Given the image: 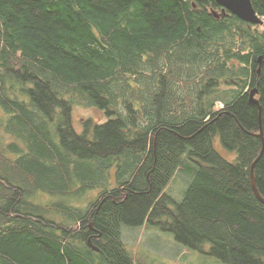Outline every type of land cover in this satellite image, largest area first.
<instances>
[{
	"label": "trees",
	"instance_id": "16d2710c",
	"mask_svg": "<svg viewBox=\"0 0 264 264\" xmlns=\"http://www.w3.org/2000/svg\"><path fill=\"white\" fill-rule=\"evenodd\" d=\"M251 3L264 17V0ZM220 8L0 0V134L13 138L0 140V264H136L122 228L144 224L208 245L219 264H264L250 178L259 127L264 141V26ZM73 105L106 121L78 133ZM177 173L190 179L179 201L166 192ZM253 176L264 199V147Z\"/></svg>",
	"mask_w": 264,
	"mask_h": 264
},
{
	"label": "rangeland",
	"instance_id": "374dc122",
	"mask_svg": "<svg viewBox=\"0 0 264 264\" xmlns=\"http://www.w3.org/2000/svg\"><path fill=\"white\" fill-rule=\"evenodd\" d=\"M263 27H260L262 29ZM147 97V94L145 95ZM222 107L221 103L216 104V109ZM71 125L74 130L80 133L86 120L95 123H103L106 118L103 113L93 107L84 105H73L71 108ZM6 118V116L4 117ZM0 140L4 143L12 142L13 138L0 134ZM215 150L225 159L231 161L234 155L222 148L219 138L215 139ZM110 171V169H108ZM82 172V171H81ZM114 172L111 171L112 180ZM189 177L177 173L166 188V192L175 200L182 198L186 189ZM109 183V182H107ZM98 193V192H97ZM96 195V191L89 192L87 196ZM41 201L47 200L46 196L40 197ZM122 239L127 250L133 256L136 264H219V262L208 254V245L200 250H194L177 243L173 235L161 231L158 227L142 225L138 228H122Z\"/></svg>",
	"mask_w": 264,
	"mask_h": 264
},
{
	"label": "water",
	"instance_id": "95a60500",
	"mask_svg": "<svg viewBox=\"0 0 264 264\" xmlns=\"http://www.w3.org/2000/svg\"><path fill=\"white\" fill-rule=\"evenodd\" d=\"M214 3L219 5L222 8V11L226 10L232 14H234L237 18H239L241 21L249 23L251 25H258V26H264V17H260L254 10L251 0H212ZM212 14L214 16H218L215 11H212ZM262 60V56H258V64L260 65ZM257 73H259V67L257 68ZM257 94V89L254 87L252 88L248 93L249 103L252 105H257L258 110L260 111V106L257 98L255 95ZM257 137L261 141V151L259 156L255 159L253 164L250 168V178H251V187L253 190V194L256 197L258 201H260L264 205V199L261 197V195L258 193L255 180L253 176V168L255 163L257 162L258 158L260 157L263 147H264V141H263V135H262V129L259 127V133L257 134ZM88 246L92 248L95 251H98L96 247H94L90 240H88Z\"/></svg>",
	"mask_w": 264,
	"mask_h": 264
},
{
	"label": "flooded vegetation",
	"instance_id": "af4514ba",
	"mask_svg": "<svg viewBox=\"0 0 264 264\" xmlns=\"http://www.w3.org/2000/svg\"><path fill=\"white\" fill-rule=\"evenodd\" d=\"M227 12H228V11H226V10L222 11V8H220V12H219V13H220L221 15H227Z\"/></svg>",
	"mask_w": 264,
	"mask_h": 264
}]
</instances>
